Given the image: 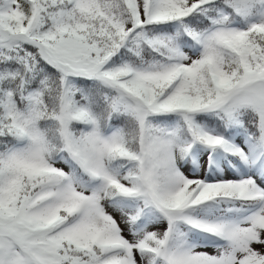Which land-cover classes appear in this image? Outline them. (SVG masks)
<instances>
[{"label":"snow or ice","instance_id":"1","mask_svg":"<svg viewBox=\"0 0 264 264\" xmlns=\"http://www.w3.org/2000/svg\"><path fill=\"white\" fill-rule=\"evenodd\" d=\"M0 264H264V0H0Z\"/></svg>","mask_w":264,"mask_h":264},{"label":"rangeland","instance_id":"2","mask_svg":"<svg viewBox=\"0 0 264 264\" xmlns=\"http://www.w3.org/2000/svg\"><path fill=\"white\" fill-rule=\"evenodd\" d=\"M117 218H119L118 214H117Z\"/></svg>","mask_w":264,"mask_h":264}]
</instances>
